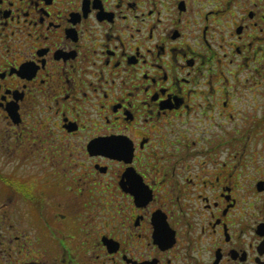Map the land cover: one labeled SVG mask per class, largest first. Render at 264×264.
I'll use <instances>...</instances> for the list:
<instances>
[{"label":"flooded vegetation","instance_id":"1","mask_svg":"<svg viewBox=\"0 0 264 264\" xmlns=\"http://www.w3.org/2000/svg\"><path fill=\"white\" fill-rule=\"evenodd\" d=\"M253 90L264 0H0V264H264Z\"/></svg>","mask_w":264,"mask_h":264},{"label":"rangeland","instance_id":"2","mask_svg":"<svg viewBox=\"0 0 264 264\" xmlns=\"http://www.w3.org/2000/svg\"><path fill=\"white\" fill-rule=\"evenodd\" d=\"M258 93H255L254 90L252 91L251 98L245 101L247 105L245 106V109H243V113L245 112L246 115H253L254 111H258L262 105L264 104V98L261 100V98H257L259 95H256ZM256 95V96H255ZM260 114V111H259ZM262 116V115H261ZM253 117V116H252ZM264 119V117H263ZM236 123H238L236 121ZM263 125H264V120H263ZM42 127H44L42 125ZM4 126L2 123H0V133L3 131ZM6 133V132H5ZM5 133H2L4 135ZM6 138V137H5ZM8 141V139H7ZM10 143V141H8ZM28 170V167L18 165L15 163L14 158H8L3 154V149H0V174L5 175V174H22L25 173ZM15 171V172H14Z\"/></svg>","mask_w":264,"mask_h":264},{"label":"water","instance_id":"3","mask_svg":"<svg viewBox=\"0 0 264 264\" xmlns=\"http://www.w3.org/2000/svg\"><path fill=\"white\" fill-rule=\"evenodd\" d=\"M94 146H97V144H96V145H94Z\"/></svg>","mask_w":264,"mask_h":264}]
</instances>
